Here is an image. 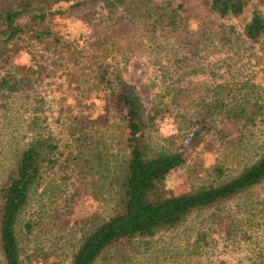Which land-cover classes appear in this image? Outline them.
Segmentation results:
<instances>
[{
	"label": "trees",
	"instance_id": "trees-1",
	"mask_svg": "<svg viewBox=\"0 0 264 264\" xmlns=\"http://www.w3.org/2000/svg\"><path fill=\"white\" fill-rule=\"evenodd\" d=\"M190 1L0 0V110L38 83L50 86L62 93L57 121L62 119L65 133L63 138L62 132L34 130L35 116L15 133L14 145L23 146L0 183L3 264H21L18 220L46 171L81 161L75 154L80 140L90 154L71 201L89 184V169L111 161L116 198L103 218L80 232L68 264H96L124 241L153 237L195 211L227 202L244 199L236 205L243 209L238 217H217L226 239L247 235L252 217L264 216V83L248 67L203 60L217 50L235 57L259 46L264 53V0H201L200 32L190 28ZM248 9L240 32L225 23ZM72 13L80 14L88 34L69 38L58 30L56 19ZM124 28L133 29L131 40L114 42ZM135 55H146L158 71L146 102L122 76ZM159 116L171 118L176 129L152 147L148 138ZM208 139L218 143L214 155L221 160L211 182L178 195L166 189V176ZM226 163L240 166V172L222 178ZM25 228L30 232V223Z\"/></svg>",
	"mask_w": 264,
	"mask_h": 264
},
{
	"label": "rangeland",
	"instance_id": "rangeland-1",
	"mask_svg": "<svg viewBox=\"0 0 264 264\" xmlns=\"http://www.w3.org/2000/svg\"><path fill=\"white\" fill-rule=\"evenodd\" d=\"M189 4L195 16L194 20L190 21V28L193 32H200L197 18L205 11L204 3L201 0H191ZM94 10L99 11V8L96 7ZM249 16L248 9L242 17L227 19L225 23L235 26L240 32ZM79 17L80 14L72 13L67 17L57 18L55 23L58 30L67 37L79 38L88 34L83 23L78 21ZM132 30L125 28L117 30L114 42H118L119 39L129 42L131 39L128 36ZM243 50H247L248 55L240 51L233 57L230 52L217 50L216 55L203 57V60L216 59L221 62L225 59L232 66H238L237 68L248 67L252 71H258L260 73L258 79L264 83V53L260 51L259 46H255L252 51L249 48ZM107 51L110 53L111 48ZM217 66H220V63H217ZM150 68L152 66L146 55H135L129 60L126 72L122 74L127 83L134 85L143 102L150 99V93L153 91L149 88L150 81L152 82V77L158 74L153 68L151 72ZM61 97V92L38 83L28 93L10 99L8 107L1 108L0 183L11 166L16 150L23 146L22 143L19 145L13 143L16 141L15 133L24 130L21 122L24 123L28 117L35 116L37 124L33 127L34 130L43 132L45 128L54 134L64 133V125H59L62 119L57 121L61 118L58 113L60 110L58 99ZM98 115L99 113H96V116ZM175 129V123L171 118L159 116L155 121L154 131L148 138L151 146L156 147L160 136H170L175 133ZM64 136L65 133L63 138ZM78 144L81 145L75 149V154L81 157V161L68 166L62 163L59 167L46 171L42 185L32 192V197L18 220L16 234L21 248V264H68L74 251L72 244L80 232L103 218L116 198L114 162L111 161L102 168L89 169V184L85 189L83 187V192L76 201H71L73 184L78 179L80 170H83L84 159L87 160L90 154L86 142L80 140ZM217 145V142L212 144L208 139L206 144L190 149L185 163L166 176L163 183L165 188L178 195L211 182L215 176L213 168L221 161L214 155ZM61 149L63 151V148ZM222 167L225 174L222 178L237 174L241 168L234 163H226ZM258 193L259 189L246 197L253 199ZM243 201L244 199L236 200L217 208L195 211L178 226L159 230L153 237L124 241L107 250L96 264H264L262 214L252 217L251 230L247 235L234 241L226 239L225 227L220 225L221 220H217L218 216L225 221L229 215L238 217L239 213H243V209L237 211L235 208ZM26 223L31 225L30 232L25 228ZM249 237L252 239L248 240ZM0 264H3L1 252Z\"/></svg>",
	"mask_w": 264,
	"mask_h": 264
}]
</instances>
